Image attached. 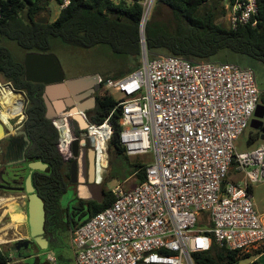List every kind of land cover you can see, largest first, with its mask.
Wrapping results in <instances>:
<instances>
[{
    "label": "built area",
    "instance_id": "2783aa9c",
    "mask_svg": "<svg viewBox=\"0 0 264 264\" xmlns=\"http://www.w3.org/2000/svg\"><path fill=\"white\" fill-rule=\"evenodd\" d=\"M55 1L60 10L71 3ZM154 2H142L141 35ZM224 7L229 28L258 24L257 0H224ZM100 83L117 98L115 108L100 126L81 110L54 119L62 155L70 157L79 139L73 118H83L99 142L110 141V118L120 109L126 153L154 159L143 182L116 185L114 202L76 228L77 264H195L193 253L209 251L214 242L230 250L264 248V220L252 193L253 184L264 181V144L244 152L236 147L260 103L255 70L172 55L149 59L147 53L140 68ZM48 259L56 264L52 252Z\"/></svg>",
    "mask_w": 264,
    "mask_h": 264
},
{
    "label": "trees",
    "instance_id": "16d2710c",
    "mask_svg": "<svg viewBox=\"0 0 264 264\" xmlns=\"http://www.w3.org/2000/svg\"><path fill=\"white\" fill-rule=\"evenodd\" d=\"M52 1L3 0L4 18L0 21V76L16 91L26 95L24 122L34 140L30 153L33 159H40L52 168L49 174L36 172L35 180L39 195L48 207L50 220L47 227L56 231L57 227H51L52 221L53 217L59 218L61 215L60 197L66 191L63 172L67 160L65 161L58 147L60 133L53 119L46 117L44 84L26 80L24 57H17L6 42H15L25 53L52 52L57 39L64 44L85 49L106 45L127 62L134 63L129 72L131 73L142 66L143 37L140 23L144 0H71L55 20L40 22L43 13L50 15ZM257 1L258 24L231 29L222 21H218L220 17H223V20L226 17L224 0H158L157 6L168 7L173 19L164 21L153 13L147 20L144 38L148 58L172 55L192 63L231 62L254 69L256 62L264 63V0ZM126 74L128 73L125 72ZM5 91L13 99L19 95L10 88ZM95 96L96 106L85 112L91 123L100 126L109 117L118 100L109 93L97 92ZM260 101H264V95H260ZM120 118V109L110 118L113 127L110 146L119 154H124L125 147L120 140ZM76 124L78 125L77 121ZM75 135L79 136L80 131L75 130ZM258 138L260 135L255 132L250 136L249 142ZM133 166V173H136L139 183L143 182L146 179V164L135 162ZM77 199L79 198L76 195L74 200ZM114 200L111 189L105 191L103 199L88 201L87 208L83 206L84 201L79 199L80 204L75 203L74 207L79 209L80 213H85L83 218H72L69 228H62L61 231L65 232L67 238L70 233L73 237L77 227L111 205ZM68 244L71 246L72 240L71 244L69 241ZM13 249L15 250L14 247ZM248 256L247 252L230 250L215 242L209 251L193 253L195 264H238ZM40 258L39 255L36 256L33 264H49ZM0 264H14L10 251L1 244Z\"/></svg>",
    "mask_w": 264,
    "mask_h": 264
},
{
    "label": "rangeland",
    "instance_id": "374dc122",
    "mask_svg": "<svg viewBox=\"0 0 264 264\" xmlns=\"http://www.w3.org/2000/svg\"><path fill=\"white\" fill-rule=\"evenodd\" d=\"M157 1L158 0H155L154 2V6L150 13V16L153 13H156L158 19L164 21H171L173 19L171 10L164 5L157 6ZM50 10H51L50 15H47L46 13L42 14V17L45 19V21L55 20L61 11L58 3L55 0H53L50 3ZM218 21L219 22L222 21L224 25H227V20L225 18L223 20V17H220ZM6 44L13 50V52L17 57L22 58L25 56L26 53L19 46H17L15 42H6ZM52 52H54L60 59L66 77H77L85 74L98 73L104 79L108 77H111L113 79H118L125 76V72L129 74L130 69L134 67V63L132 61L127 62V60H125L124 57L113 53L111 49L106 45L85 49L77 46L64 44L59 39H57L54 42V47L52 49ZM141 60L143 65V61H144L143 56ZM254 69L256 70L257 82L260 88L261 95H264V63L256 62ZM0 82H1L0 88L2 90H4L3 87L8 88L4 84V79L1 76H0ZM3 92L0 90V93H2V96L5 100L9 101V103H11L14 107L17 108L22 107L24 112V107L26 104L25 93H23L25 97V103L23 107V101H21L20 94L13 99L11 96L6 95L7 92H5L6 94ZM97 92L106 93V90L103 87ZM2 96L0 95V103L4 102ZM5 108L7 110L10 109L9 107L6 106V104H2V106L0 105V113L4 117L9 118L8 114L6 113L8 111L6 112L4 111ZM11 110L12 109H10V111ZM11 113L12 114L9 113L11 117L21 114L15 111ZM4 119L5 121H7L6 118ZM76 121L77 122L80 121L78 116L72 119L73 127H79L76 124ZM81 127H87V125H82ZM253 133H255V131L249 124V126L246 128L243 134L236 141V147L239 152L249 151L256 148L260 144H264V138H262L264 136V132L260 135V138L250 143L249 142L250 136ZM79 137L82 138L81 140H83V143L80 146L81 150H84L85 147L91 150L97 149V151H99V153H101L104 156V158H100V156L97 157V166L95 168L94 180L93 181L90 180L89 182L84 181L85 182L84 184H86V186L89 188V190H86L85 192L80 194L81 198H83L84 200L87 199L100 200L101 191L104 192L108 191L109 189L114 188L118 184H122L125 188H130L138 184L139 183L138 177L136 173H133L134 171L133 164L135 162L147 164L149 162H152L154 159L151 154L138 155V156H130L126 152L124 154H119L114 147L110 146V141L99 142L98 140L95 139V137L93 136L91 137L88 134L86 128H84V130L81 132V135ZM99 145L102 148L98 147ZM91 155L95 156V154L92 153ZM17 194L18 193H12L11 195L4 194L0 197V204L2 208L6 207L8 212L11 214L9 219L12 221L11 224L13 226V229L10 230L7 234H4L2 231H0V241H2L4 238L7 239V238L19 237L18 239H20L23 238L24 236L25 237L28 236L29 226L26 220L27 207L25 204L24 205L20 204L19 197L17 196ZM76 195L77 194L73 186L72 185L69 186L67 190L60 197L61 206L65 207L68 206L70 203L71 206H74V204L76 203L74 197H76ZM253 201L257 212L261 214V216H263L264 181L256 182L253 184ZM196 228H198V225L196 226ZM67 240L71 244L72 233L68 235V238L65 236L64 239L61 241V243H59L55 247H50V249L53 255H55L56 257V262L58 259V263L60 264H75L73 257L75 256L76 250L72 246V244L71 246H69ZM12 245L13 243H10L8 245L6 244L5 246L6 248H9L10 252L14 254L15 258L22 259L17 255V252L13 249ZM43 254L41 253L38 254L41 257L40 258L41 261H48L49 264H55L54 262L49 261L47 254L45 255ZM252 260H253L252 258H243L239 261L238 264L252 263ZM24 261L25 262H21L20 264H33L35 263V257L28 258L27 260Z\"/></svg>",
    "mask_w": 264,
    "mask_h": 264
},
{
    "label": "flooded vegetation",
    "instance_id": "af4514ba",
    "mask_svg": "<svg viewBox=\"0 0 264 264\" xmlns=\"http://www.w3.org/2000/svg\"><path fill=\"white\" fill-rule=\"evenodd\" d=\"M4 84L6 86L11 85L6 81H4ZM4 89L6 90V88ZM44 90H45V85H44ZM0 94L2 95V93ZM7 102L9 103V101ZM259 104L264 106V101H260ZM9 108L12 109L13 111H16L17 113H21L22 111V107L17 108L13 106ZM4 111L5 112L8 111L6 113L8 114V117L9 116L11 117V115H9V110L5 108ZM0 117H2L1 113H0ZM24 118L20 119V117L19 118L17 117L16 119L8 120V121H5V119L3 118L4 133L0 137V197L4 194L11 195L12 193H18L17 196L19 197L20 204L21 205L25 204L27 207L29 194L26 192V189L24 187L26 185V178L31 172V169L29 168V163L31 161H37L40 159H33V156L30 153V149L34 144V140L31 136L30 131L26 128ZM257 119L259 121H255L254 124L256 125L255 127H260V128H253V129L256 133L261 135L264 132V117ZM81 139L82 138L80 137L78 139L79 140L78 148L74 150L73 147L70 157H65V161L67 160V162H65L64 165L65 169L63 172V177H64L63 179L66 183V190L69 186L72 185L73 188L75 189L77 197L84 201V205H83L84 208H87L88 201L94 199L84 200L83 198H81L80 194H82L86 190H89L86 184H84L85 183L84 181H88V182L90 181L92 161L94 160V162L95 161L97 162V157L100 156V158H104V156L101 153H99L97 155L95 154V156L92 157L91 149H87V147H85L84 150H81L80 146L83 143V140ZM98 147L102 148L100 145ZM75 161H76L75 164L76 172L74 173L73 168ZM51 171L52 168L48 166V168L45 171L34 170L32 172V183L38 195H39V189L36 185L35 173L41 172V173L49 174ZM52 184L54 185L53 179H52ZM104 193H105L104 191H101L100 200L104 198ZM79 199L76 200V203L80 204ZM44 209H45L44 237H46L49 240V246L46 250L41 249L39 245L34 241V238L31 237L30 231L28 230V236L26 237L24 236L23 238L17 239V240H30L28 249H26L24 245L21 243H20V248H17V245L15 244L17 240L13 243L14 245H12L15 248V250L18 251L17 255L24 260H27L28 258H34L40 253L41 254L45 253L48 255V253L51 252L50 247H55L60 243V241L64 239L65 232H62L61 229L69 228L70 224H72V220H71L72 218L80 220L83 218L85 214V213H80L79 209L77 210L75 209L74 206H71V203L68 206L62 207V212L59 218L53 217V221H52L53 225L51 227H57L55 231L47 227L48 226L47 223L49 222L50 219L48 217L49 212L45 201H44ZM26 220L28 223V208H26Z\"/></svg>",
    "mask_w": 264,
    "mask_h": 264
},
{
    "label": "water",
    "instance_id": "95a60500",
    "mask_svg": "<svg viewBox=\"0 0 264 264\" xmlns=\"http://www.w3.org/2000/svg\"><path fill=\"white\" fill-rule=\"evenodd\" d=\"M40 22L44 23L45 19L42 17ZM143 37V52L142 56L145 58L147 55L144 33ZM25 66V78L28 81L34 83H42L45 85L43 98L46 103L47 112L46 117L49 119H56L61 113L67 109H71L73 112L79 110L86 111L87 109L96 106L97 100L95 93L101 89V75L98 73L85 74L77 77H66L63 70L60 59L54 52L40 53V52H27L24 56ZM256 72V71H255ZM1 85V82H0ZM8 88L11 85L7 86ZM12 88V87H11ZM255 118L250 122L252 128L255 127V121H259L257 118L264 117V106L258 105L255 112ZM82 125L87 123L78 116ZM4 133L3 118L0 117V137ZM264 138V136L262 137ZM79 146V140L74 139L73 147L76 150ZM92 154H99L97 149L91 150ZM93 157V155H92ZM76 161L74 162V173L76 172ZM97 162L92 161L91 178L93 181L95 178V168ZM31 172L26 178L25 189L28 195V223L31 237L43 250H46L49 246V240L44 237V221H45V209L44 201L35 191L32 183V172L34 170L45 171L48 168V164L42 160L31 161L29 163ZM20 243L24 245L26 249L29 248L30 240H17L15 244L17 248H20Z\"/></svg>",
    "mask_w": 264,
    "mask_h": 264
},
{
    "label": "crops",
    "instance_id": "0c3cea01",
    "mask_svg": "<svg viewBox=\"0 0 264 264\" xmlns=\"http://www.w3.org/2000/svg\"><path fill=\"white\" fill-rule=\"evenodd\" d=\"M10 118V116H9ZM78 126L79 127H73V130H79L80 132H82L84 130L85 127H81L82 124L80 121H78ZM252 193H253V188H252ZM261 215V214H260ZM11 216V214L8 212L6 207L1 206L0 204V231H2L4 234H7L10 230L13 229L12 226V221L9 219V217ZM264 220V214L263 216H261ZM19 238V237H18ZM17 237H13V238H4L2 241H0L1 245H8L10 243H14L17 239ZM7 250H9V248H7ZM10 251V250H9ZM246 252L249 254V256L247 258H252V263H248V264H264V248L263 247H253L250 248L248 250H246ZM11 257L13 258V263L14 264H20L21 262H25L24 259H17L15 258L14 254L12 252H10ZM74 259V263L77 264L76 261V254L73 257ZM56 264H60L58 263V259Z\"/></svg>",
    "mask_w": 264,
    "mask_h": 264
},
{
    "label": "bare ground",
    "instance_id": "6f19581e",
    "mask_svg": "<svg viewBox=\"0 0 264 264\" xmlns=\"http://www.w3.org/2000/svg\"><path fill=\"white\" fill-rule=\"evenodd\" d=\"M0 90L3 92V90L0 88ZM3 93H5V92H3ZM6 94V93H5ZM1 95V94H0ZM7 96H8V94H6ZM21 95V94H20ZM2 96V95H1ZM2 98H3V96H2ZM3 101L4 102H1L0 103V105L2 106V104H6L8 107H13V105H11L10 103H8L5 99H3ZM21 101H23V107H24V103H25V97L23 96V95H21ZM9 110V113L10 112H13L12 110L10 111V109H8ZM22 111H23V108H22ZM22 111H21V113H22ZM16 112V111H15ZM10 114H12V113H10ZM21 114H19V115H15V116H13V117H17V116H20ZM106 127V126H105ZM7 200V199H6ZM6 203V202H5ZM11 207V206H10ZM20 218V217H19Z\"/></svg>",
    "mask_w": 264,
    "mask_h": 264
},
{
    "label": "snow or ice",
    "instance_id": "6c2138e0",
    "mask_svg": "<svg viewBox=\"0 0 264 264\" xmlns=\"http://www.w3.org/2000/svg\"><path fill=\"white\" fill-rule=\"evenodd\" d=\"M202 243V242H201Z\"/></svg>",
    "mask_w": 264,
    "mask_h": 264
}]
</instances>
